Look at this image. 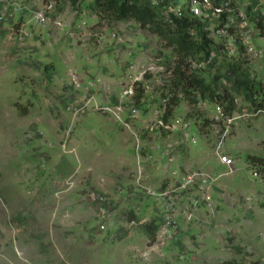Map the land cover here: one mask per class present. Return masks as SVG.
<instances>
[{
    "label": "rangeland",
    "instance_id": "obj_1",
    "mask_svg": "<svg viewBox=\"0 0 264 264\" xmlns=\"http://www.w3.org/2000/svg\"><path fill=\"white\" fill-rule=\"evenodd\" d=\"M21 3L0 15V264H264V169L249 160L264 159V114L223 77L240 64L264 91V0L234 4L252 12L257 57L239 47L223 60L209 30L219 59L204 69L129 19L107 23L93 0ZM39 10L46 29L30 20ZM180 60L229 117L175 86Z\"/></svg>",
    "mask_w": 264,
    "mask_h": 264
},
{
    "label": "trees",
    "instance_id": "obj_2",
    "mask_svg": "<svg viewBox=\"0 0 264 264\" xmlns=\"http://www.w3.org/2000/svg\"><path fill=\"white\" fill-rule=\"evenodd\" d=\"M76 1L71 0V5L74 6ZM214 1L217 4L218 0ZM91 7L95 13L110 24L121 23L127 19L131 20L138 29L169 42L184 55L192 56L193 60L203 61L206 59L209 48L212 46V41L208 38L209 31H204L198 20L188 18L183 14L181 16H175L172 13L160 15L152 7L141 5L137 0H93ZM194 27L195 32L192 35L189 30ZM256 28L259 31V36L264 37V25L261 21L257 22ZM222 59L226 60L225 58ZM188 70L183 60L178 61L173 72L179 82L175 86L178 87L183 84L184 91L190 88L194 89L201 97H207L212 103L223 108L224 94L217 93L209 84L198 78L193 71ZM223 77L227 81H231L234 89L253 113L264 114V91L248 78L240 64L228 65ZM137 85L140 90L136 99H139L142 95V89L141 84ZM171 105H174V102L166 108L163 117L164 123L168 122L171 115ZM223 113L226 117L231 115L229 109H224ZM249 160L252 166L264 169V159L249 158ZM140 229L151 243L154 242L158 230L157 224L154 222L143 223L140 225Z\"/></svg>",
    "mask_w": 264,
    "mask_h": 264
},
{
    "label": "built area",
    "instance_id": "obj_3",
    "mask_svg": "<svg viewBox=\"0 0 264 264\" xmlns=\"http://www.w3.org/2000/svg\"><path fill=\"white\" fill-rule=\"evenodd\" d=\"M160 0H149V6L158 7V2ZM166 1L168 4L169 10H165L163 14L172 13L175 16H181V0H161ZM241 0H218L217 4L214 0H187L188 2V12L191 18L198 20L201 23L204 31L211 30L212 35L210 37L223 38L225 43L222 44V55L221 57L225 59H231L233 56L234 50L243 47L245 50V55L250 57H257L256 51L250 43L249 38V27L252 26L251 13L248 11L241 12L236 11L234 4L238 3ZM246 3L260 2L261 0H244ZM4 2L0 15L1 18L12 17L17 13H21L23 6L21 0H0ZM250 8V7H249ZM47 9H51V5L47 6ZM251 11L253 7L250 8ZM30 20L35 26L40 28H45L48 21L43 10L33 12ZM189 32L193 35L195 32V27L190 29ZM20 38H28L30 34L26 31L19 33ZM212 43L215 45L214 40L211 39ZM210 46L208 51V56L203 61L194 60L192 68L194 69H204L209 68L219 59V55L214 45ZM219 49V48H218ZM220 163L226 167L232 166L233 162L227 157L220 158ZM102 201V200H101ZM101 215L104 211L99 210Z\"/></svg>",
    "mask_w": 264,
    "mask_h": 264
},
{
    "label": "crops",
    "instance_id": "obj_4",
    "mask_svg": "<svg viewBox=\"0 0 264 264\" xmlns=\"http://www.w3.org/2000/svg\"><path fill=\"white\" fill-rule=\"evenodd\" d=\"M24 20H25V17H24L23 19H21V20H20L21 22H19V23H20L21 25H24V24L26 23ZM30 22H31V21H30ZM25 25H26V24H25ZM45 29H46V28H45ZM45 29H42V30H43L42 33L45 32ZM73 59H76V58L73 56ZM85 65H86V64H85ZM85 65H84V66H85ZM84 66H83V67H84Z\"/></svg>",
    "mask_w": 264,
    "mask_h": 264
}]
</instances>
